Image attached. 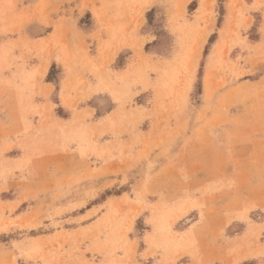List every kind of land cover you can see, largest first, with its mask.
Returning <instances> with one entry per match:
<instances>
[{"label":"rangeland","instance_id":"obj_1","mask_svg":"<svg viewBox=\"0 0 264 264\" xmlns=\"http://www.w3.org/2000/svg\"><path fill=\"white\" fill-rule=\"evenodd\" d=\"M0 264H264V0H0Z\"/></svg>","mask_w":264,"mask_h":264}]
</instances>
